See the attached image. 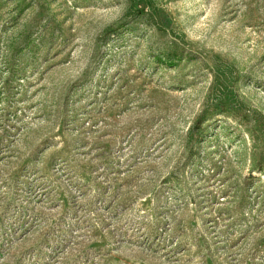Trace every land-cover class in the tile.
Here are the masks:
<instances>
[{
	"label": "rangeland",
	"instance_id": "obj_1",
	"mask_svg": "<svg viewBox=\"0 0 264 264\" xmlns=\"http://www.w3.org/2000/svg\"><path fill=\"white\" fill-rule=\"evenodd\" d=\"M0 90V264H264V0H0Z\"/></svg>",
	"mask_w": 264,
	"mask_h": 264
},
{
	"label": "trees",
	"instance_id": "obj_2",
	"mask_svg": "<svg viewBox=\"0 0 264 264\" xmlns=\"http://www.w3.org/2000/svg\"><path fill=\"white\" fill-rule=\"evenodd\" d=\"M19 77H17V80H18ZM5 93L3 92V90H0V99H3V97L5 96L4 95ZM257 170H260V169H257Z\"/></svg>",
	"mask_w": 264,
	"mask_h": 264
}]
</instances>
